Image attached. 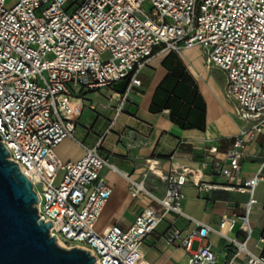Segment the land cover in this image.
I'll return each mask as SVG.
<instances>
[{
    "label": "built area",
    "instance_id": "2783aa9c",
    "mask_svg": "<svg viewBox=\"0 0 264 264\" xmlns=\"http://www.w3.org/2000/svg\"><path fill=\"white\" fill-rule=\"evenodd\" d=\"M197 46L208 67L226 73V94L248 126L227 139L223 150L220 144H206L196 169L176 162L181 144L168 156L166 174L159 173V160L146 159L148 169L166 182L162 197L150 191L145 178L122 173L132 197L149 196L158 208H146L128 228L115 225L98 231V219L113 191L103 171L120 172L102 155L103 140L94 147L82 143L85 154L77 161L55 163L48 158L66 139H76L84 109L81 92L124 83L114 93L119 116L134 102L141 73L152 58ZM262 134L264 0H18L12 8L0 0L1 141L39 195L38 215L52 222L50 235L69 248L89 251L97 264H147L141 245L167 214L186 216L182 202L187 184L201 192L221 189L250 196L245 212L223 218L217 229L196 221V229L184 236L169 228L166 241L179 242L190 253L188 264L217 263L211 246L191 251L195 240L202 242L213 231L234 247L230 264L242 255L246 264H264V255L248 248L249 212L258 204L253 194L264 173L241 178L249 146ZM208 169L224 183L203 181ZM237 219L243 238L229 236Z\"/></svg>",
    "mask_w": 264,
    "mask_h": 264
},
{
    "label": "crops",
    "instance_id": "0c3cea01",
    "mask_svg": "<svg viewBox=\"0 0 264 264\" xmlns=\"http://www.w3.org/2000/svg\"><path fill=\"white\" fill-rule=\"evenodd\" d=\"M194 49L200 51L203 65H196L186 58ZM212 70L217 71L222 80L223 98L231 102L232 114L226 110L217 89L206 76V72ZM141 79L142 86L133 96L134 102L126 105L119 116L115 108L117 101L111 97L115 91L123 88L124 83L82 91L80 97L83 94L92 97L90 101L81 97L82 103L84 107L89 106L87 109L96 116L95 123H98L99 129H107L108 123L110 128L103 134L92 135L89 131L80 139L76 138L79 141L76 143L72 141L74 139H66L77 148L71 157L59 158L52 151L58 158L52 159V162L77 161L85 154L83 145L94 147L103 140L102 155L108 157L121 173L109 169L103 171L113 191L98 219V231L115 225L128 228L143 210L158 208L149 196L132 197L128 191L129 182L122 173H128L136 180L145 178L150 191L162 197L166 182L148 169L146 159L159 160L158 171L166 174L170 168L168 156L181 144L176 162L196 169L206 144H220L223 150L227 139L248 126L238 118L236 102L226 94V73L217 67H208L205 54L198 46L180 54L164 52L156 55L143 69ZM113 125H116V132L109 135ZM249 148L250 156L244 161L242 179L264 173V134ZM201 179L210 183H224V179L211 169L206 170ZM183 192L185 199L182 209L186 216L172 212L167 214L156 230L144 239L140 249L147 264H188L190 253L179 242L170 244L166 241L169 228L176 227L184 236L196 229V221L217 229L223 218L242 215L250 198L247 193L221 189L201 192L190 184L184 186ZM253 197L258 200V204L252 206L249 212L252 233L248 248L254 254L264 255V243L261 242L264 238V182L257 183ZM239 225L240 220L237 219V228L229 233L230 237L243 238L244 232ZM222 232L227 233V229ZM200 246H211L217 257L216 264H230L235 253L230 241L215 231L202 242L195 240L191 251H197ZM233 264H246L245 256H240Z\"/></svg>",
    "mask_w": 264,
    "mask_h": 264
},
{
    "label": "water",
    "instance_id": "95a60500",
    "mask_svg": "<svg viewBox=\"0 0 264 264\" xmlns=\"http://www.w3.org/2000/svg\"><path fill=\"white\" fill-rule=\"evenodd\" d=\"M0 136V264H97L81 247L66 248L38 215L40 198Z\"/></svg>",
    "mask_w": 264,
    "mask_h": 264
},
{
    "label": "rangeland",
    "instance_id": "374dc122",
    "mask_svg": "<svg viewBox=\"0 0 264 264\" xmlns=\"http://www.w3.org/2000/svg\"><path fill=\"white\" fill-rule=\"evenodd\" d=\"M17 2H18V0H6V7L12 8ZM186 58L191 60L196 65H203L201 54H200V51L198 49H194L192 52L188 53L186 55ZM217 73L218 72L214 71V70L208 71V72H206V76H207V78H210L209 81L217 89V92L219 93V96H220V100H222L225 103L226 110L232 114V112H233L232 104L229 101H225L223 98V94H222L223 92H222V88H221V84H222L221 81L222 80L219 79ZM119 87L120 86L118 85L117 88H119ZM81 97H83V100H85V101H90L92 98L91 96H89L87 94H85V95L83 94V95H81ZM112 97H115V94ZM87 107H89V106H85L83 109L84 114H83L81 120L79 121V126L77 127V130L75 132L76 138H78V139H80L82 136H85L89 131L91 132L92 135L95 133L103 134L107 129L109 130V128H110V123H108V125L106 127L107 129H104V128L99 129L98 123H95L96 122V116H94V114L89 109H87ZM101 120H102V118H101ZM113 127L114 128H113V130H111V132H109V135L111 133L113 134L114 132H116L115 131L116 125L115 126L113 125ZM72 141H74V143L79 142L76 139H74ZM54 152L57 154V156L59 158L71 157L77 152V148H76V146L71 144L70 141L66 140L61 146L55 148ZM54 152L52 153L51 156L48 157L50 160H52V159L58 160V158ZM37 189L39 190L38 187H37Z\"/></svg>",
    "mask_w": 264,
    "mask_h": 264
},
{
    "label": "bare ground",
    "instance_id": "6f19581e",
    "mask_svg": "<svg viewBox=\"0 0 264 264\" xmlns=\"http://www.w3.org/2000/svg\"><path fill=\"white\" fill-rule=\"evenodd\" d=\"M59 245L62 246V247H66V248H69L67 245H65L62 241H58Z\"/></svg>",
    "mask_w": 264,
    "mask_h": 264
}]
</instances>
